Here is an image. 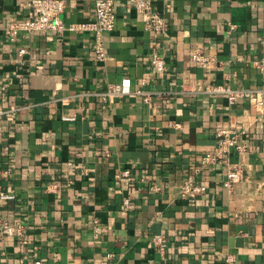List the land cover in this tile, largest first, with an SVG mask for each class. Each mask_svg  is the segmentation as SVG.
Wrapping results in <instances>:
<instances>
[{
  "label": "crops",
  "instance_id": "0c3cea01",
  "mask_svg": "<svg viewBox=\"0 0 264 264\" xmlns=\"http://www.w3.org/2000/svg\"><path fill=\"white\" fill-rule=\"evenodd\" d=\"M114 1L99 61L90 31L11 41L27 0H0V106L29 105L0 121V222L22 230L0 227V264H264V0H153L168 21L160 37L130 0ZM95 3L66 0L64 21H90ZM155 52L166 70L151 67ZM126 77L133 93L104 98ZM211 85L259 91L231 104ZM226 128L248 145L231 154L244 171L233 192L224 165L202 163ZM189 177L206 190L183 196ZM162 232L166 256L152 242Z\"/></svg>",
  "mask_w": 264,
  "mask_h": 264
},
{
  "label": "built area",
  "instance_id": "2783aa9c",
  "mask_svg": "<svg viewBox=\"0 0 264 264\" xmlns=\"http://www.w3.org/2000/svg\"><path fill=\"white\" fill-rule=\"evenodd\" d=\"M137 11L143 16L145 28L155 37L164 36L167 33L168 21L158 11L154 10L153 0H130ZM26 5L29 8L28 16L23 20H13L8 25L6 32L11 41H16L21 34H45L54 33L61 35L65 31L75 33L90 31L94 35V52L99 61L107 59L105 35L107 32L114 30L117 19V11L114 0H96L94 17L87 22H71L66 23L63 14L66 10V0H27ZM236 25L230 23V29H235ZM30 53L26 47L19 50V55L24 57ZM192 60L203 67H209L214 58L197 49L192 54ZM255 65L264 71V58L255 62ZM151 67L156 71H164L167 69L166 59L163 55L155 52L151 57ZM206 92L221 93L227 96L229 103H235L239 98H252L258 95L259 90L253 89H233L226 85L206 86ZM133 93L132 80L129 77L123 78L121 82L113 84L104 94V98L111 95H127ZM144 96L146 103H151V95L136 91ZM29 105L12 104L10 106H0V121H14L18 118L22 109ZM66 119H74V116H67ZM219 141L211 152L206 153L202 158V163L216 164L220 163L226 168L225 188L229 192H233L239 182L242 181L244 171L242 164L231 161V154L244 153L248 149L246 142H243L242 135L235 128H226L219 133ZM124 176L130 179V171L123 170L117 176ZM57 185L50 186L51 191L57 190ZM161 187L157 184L153 185V189L159 190ZM206 190L204 185H199L193 177H189L181 187L183 196L194 194L200 195ZM3 198H13V195L1 193ZM126 203L129 200L126 199ZM1 232L5 235L22 234L21 226H14L5 220L0 222ZM152 242L161 254L166 256L169 249V239L165 233L155 234ZM109 254V257H112ZM37 264H41L40 261ZM161 264H166L165 262ZM223 264H237L236 256L229 254L225 257Z\"/></svg>",
  "mask_w": 264,
  "mask_h": 264
}]
</instances>
